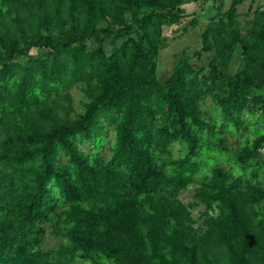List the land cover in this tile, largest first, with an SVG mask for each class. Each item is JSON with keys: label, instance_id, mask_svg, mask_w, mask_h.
<instances>
[{"label": "trees", "instance_id": "obj_1", "mask_svg": "<svg viewBox=\"0 0 264 264\" xmlns=\"http://www.w3.org/2000/svg\"><path fill=\"white\" fill-rule=\"evenodd\" d=\"M187 1L0 0V264H264V7L161 80Z\"/></svg>", "mask_w": 264, "mask_h": 264}, {"label": "rangeland", "instance_id": "obj_2", "mask_svg": "<svg viewBox=\"0 0 264 264\" xmlns=\"http://www.w3.org/2000/svg\"><path fill=\"white\" fill-rule=\"evenodd\" d=\"M230 0H224L223 9L226 8L229 4ZM212 0H197V1H187L182 4V7L186 11V13L190 14L188 18L192 16L197 17V23L192 25H187L185 31H181L177 29L176 25L165 26L164 27V38L165 44L160 48L158 57H157V69L156 75L159 79H164L171 68L176 63L178 57L181 55L183 50L191 51L194 48H198L201 45V37L200 33L208 19V16L214 13L215 9L212 7ZM251 6V10L256 6L261 5L264 7V0H243L241 3L237 5V10L240 13L239 18L243 19V13L248 10V6ZM35 51V50H34ZM210 56V52H202V54L195 59L197 63H204ZM242 64L241 54L239 46L236 45L233 49L231 60L227 66L228 71L235 72ZM74 96V105L78 106L81 98L80 91L75 86L71 87ZM233 137L229 138V141H233ZM194 184L189 185L186 189H182L178 192V197L183 202H191L194 200L193 191ZM203 209L201 204L191 208L192 214L197 220L199 218V213ZM58 241V238H54L50 234H46L43 246H52ZM70 264H86L83 262H73Z\"/></svg>", "mask_w": 264, "mask_h": 264}]
</instances>
